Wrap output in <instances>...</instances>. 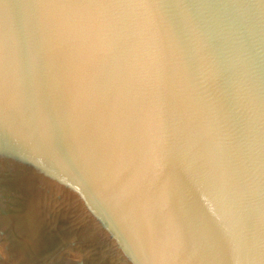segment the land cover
<instances>
[{"label": "water", "instance_id": "water-1", "mask_svg": "<svg viewBox=\"0 0 264 264\" xmlns=\"http://www.w3.org/2000/svg\"><path fill=\"white\" fill-rule=\"evenodd\" d=\"M0 264H264V0H0Z\"/></svg>", "mask_w": 264, "mask_h": 264}]
</instances>
